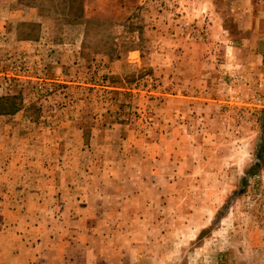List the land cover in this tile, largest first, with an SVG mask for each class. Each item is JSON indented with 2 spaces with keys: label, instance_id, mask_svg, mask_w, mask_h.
<instances>
[{
  "label": "rangeland",
  "instance_id": "1",
  "mask_svg": "<svg viewBox=\"0 0 264 264\" xmlns=\"http://www.w3.org/2000/svg\"><path fill=\"white\" fill-rule=\"evenodd\" d=\"M1 99L0 254L264 264V0H0Z\"/></svg>",
  "mask_w": 264,
  "mask_h": 264
},
{
  "label": "crops",
  "instance_id": "2",
  "mask_svg": "<svg viewBox=\"0 0 264 264\" xmlns=\"http://www.w3.org/2000/svg\"><path fill=\"white\" fill-rule=\"evenodd\" d=\"M113 181L106 177V182H110L111 185L115 184ZM116 194H120V191L116 190ZM118 199H121V196H118ZM117 218L118 216H116ZM133 218V220L136 219L135 216ZM68 219L72 222H89L92 220L101 221L103 218L93 215L79 219L70 215ZM88 224L93 226L91 223ZM20 230L22 231V229ZM18 231L17 228L16 232ZM92 231L93 229H89V227L77 230L74 228L62 230L34 228L31 233V243L25 242L22 246H17L15 251H8L5 248L3 254H0V264H98V243L92 244L89 240L84 239L88 238L85 235H91Z\"/></svg>",
  "mask_w": 264,
  "mask_h": 264
},
{
  "label": "trees",
  "instance_id": "3",
  "mask_svg": "<svg viewBox=\"0 0 264 264\" xmlns=\"http://www.w3.org/2000/svg\"><path fill=\"white\" fill-rule=\"evenodd\" d=\"M3 101L7 102V101H9V99H6V100H2V99H1V100H0V106L3 105Z\"/></svg>",
  "mask_w": 264,
  "mask_h": 264
}]
</instances>
